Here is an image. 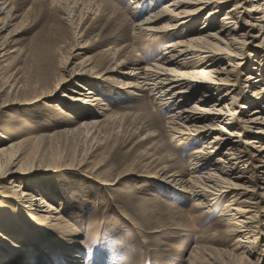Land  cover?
<instances>
[{"label":"rangeland","instance_id":"rangeland-1","mask_svg":"<svg viewBox=\"0 0 264 264\" xmlns=\"http://www.w3.org/2000/svg\"><path fill=\"white\" fill-rule=\"evenodd\" d=\"M236 1L228 2L227 7L232 9ZM251 1L237 14L241 25H257L248 41L246 69L239 71L245 98L256 89L244 85L252 63L259 61L254 54L264 48V29H260L264 12L249 13ZM3 2L0 136L4 138H0V149L15 144L12 154L23 167L12 174L19 166L8 169L6 160L0 162V215L25 235L10 244L11 232L5 235L8 240L0 243L1 251L17 248V255L8 251L14 257L4 256L3 264H264V172L254 175L259 188L258 201L252 203L258 205L250 210L257 217L253 248L262 255L242 261L236 256L242 252L238 249L241 240L246 239L229 231L237 226L227 220L235 213L227 214V209L245 198L224 194L215 202L219 189L206 192L196 188L193 195L182 188V180L207 170L201 166L194 173L193 164V153L205 141L196 143L193 136L185 140L188 136L170 134L161 99L138 88L136 77L131 76L133 70L155 63L169 41L160 34L136 41L138 34L126 18L130 11L139 10L133 9L134 1ZM147 3L146 9H150V0ZM207 13L194 21L196 26L181 28L175 35L184 39L205 31ZM224 14L217 16V25ZM147 16L145 10L141 20ZM258 17L262 22L255 21ZM260 61L264 64V58ZM82 62L86 70L94 72L68 78ZM257 86L264 87V82ZM90 90L100 101L84 108ZM243 104L240 101L235 110L249 114L252 110L240 108ZM242 134L236 140L246 143L243 147L250 151L252 146L247 143L252 140ZM181 138L184 144L179 146ZM212 156L214 162L220 155ZM244 167L239 164L235 172L252 178L250 164L241 170ZM46 182L52 191H44L43 197L54 206L58 220L49 226L38 225L12 211L22 204L20 187L30 198L39 197L38 185ZM247 216L237 218L246 221Z\"/></svg>","mask_w":264,"mask_h":264},{"label":"bare ground","instance_id":"bare-ground-1","mask_svg":"<svg viewBox=\"0 0 264 264\" xmlns=\"http://www.w3.org/2000/svg\"><path fill=\"white\" fill-rule=\"evenodd\" d=\"M133 1L135 5L133 9L139 10L130 11L126 18L133 31L138 34L135 37L136 41L139 42L144 36L151 37L154 34H160L162 39L169 40L164 45V52L155 63L133 70L131 76L136 77V86L143 89L144 92H149L156 99H161L160 106H163V110L168 114L167 125L170 134L180 137L188 136L185 140L193 136L196 143L200 140L205 141L203 147L193 153V164L196 166L194 173H197L201 166H205L207 170L187 181L182 180V188L190 189L193 195H196V188H202L206 192H208L207 189H219L220 195L211 192V196H216L215 202L229 194L245 198L244 201L236 205L237 207H228L227 209V214L235 212L227 220L234 221V225L237 226V229L229 231L239 233L245 236L243 239H246L245 241L241 240L242 245H239L238 249L242 252L236 257L244 261L250 257L261 256L260 250L253 248L255 240H257L255 234L257 227L253 224L257 217L252 215L250 210L255 207L254 205H258V203H252L257 200V189L259 188L254 181L256 178L254 175L264 172V143L261 142L264 141V119L261 118V115L264 114V87L257 86L264 82V64L263 61H260L261 58H264V55H261L264 53V48L254 47L262 48V52L254 54L258 55L256 59L259 61L255 60L252 63L244 85L249 89L252 87L256 89L252 92L248 91V97L245 98L240 88L239 71L246 65L245 61L248 59L246 51H250L248 41L251 38L253 27L257 26L250 22L244 25L239 23L237 14L240 12L238 11L248 3L247 0H237L232 9L227 7L228 2H232V0H150V9H146L149 0ZM161 2L164 4L158 8L157 6ZM253 2L260 4L259 7L252 4ZM263 2L264 0L251 1L252 6L248 12L263 13L264 5L261 4ZM108 4L113 6L111 3ZM2 5L5 4L3 0H0V7ZM145 10L148 11V16L141 20L142 12ZM206 10L207 17L203 21L204 27H206L205 31L199 30L196 35L190 34L186 38L183 37L184 39L175 35L181 28L188 30L196 26L198 23L194 21L204 15ZM223 11L225 14L220 25H217V16ZM70 17L74 18V16ZM255 21L262 22V18L258 17ZM260 29L261 31L264 29L263 25ZM178 38L180 40H177ZM76 48L80 49L81 46ZM225 61L228 62L227 67H225ZM81 64L80 67L69 72L68 78H79L80 75L87 72H94L86 70L87 66L83 65L84 62ZM256 65L260 66V70ZM257 72L261 74L257 75ZM79 86L83 88L82 85ZM93 91L90 90L86 94L90 99L83 101L86 105L84 108L100 101ZM77 94L82 95L81 92H77ZM242 100L244 106L240 108L252 110L249 114L239 113L238 110H235ZM191 102L193 105L189 106ZM238 113L241 116L237 119ZM216 123L219 124L218 128ZM253 127L258 130L252 132ZM214 133L217 135L207 141V138ZM242 133L252 140L251 144L247 143L248 146H252L250 151L243 147V144L246 143L236 140L243 137ZM0 138L3 139L4 136L2 135ZM183 140L184 138L179 139V146L184 144ZM15 147V144H11L8 148L0 149L1 163L6 160L4 163L8 169H11L12 166H19L12 174L18 173V170L23 167L20 160L16 163L18 159L12 154ZM212 154L220 156L213 162ZM239 164L246 165L241 170H245L247 164H250L253 180L245 177V172L242 175L235 172ZM245 179H248V183L245 182ZM38 186H40L38 191L41 194L39 197L31 196L33 199L20 187L22 204H18L19 206L14 207L12 211L29 217L38 225L49 226L53 220H58L57 216H54L57 213L52 210L54 206L47 198L43 197L44 191L45 193L52 191L51 185L46 182L40 183ZM205 197L207 198V194ZM237 201L239 202V199ZM40 213H44L45 216ZM227 214L224 213L223 216ZM247 214L249 216L244 217L246 221L237 218L239 215ZM231 221L230 223H232ZM16 229L17 225L6 221L0 215V243H5L7 239L5 235L8 236L10 232L12 237L11 241L7 239L9 244L15 243V239L18 237L24 239L25 235ZM21 238H18V241ZM14 250L7 247L2 251L0 249V263L3 264L4 256L13 258L12 254L17 255ZM8 251L12 254H9ZM225 258L229 259L228 255H225Z\"/></svg>","mask_w":264,"mask_h":264}]
</instances>
